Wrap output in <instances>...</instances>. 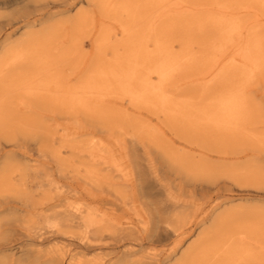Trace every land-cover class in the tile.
Here are the masks:
<instances>
[{
    "label": "bare ground",
    "instance_id": "6f19581e",
    "mask_svg": "<svg viewBox=\"0 0 264 264\" xmlns=\"http://www.w3.org/2000/svg\"><path fill=\"white\" fill-rule=\"evenodd\" d=\"M27 8L0 12V187L20 137L47 163L0 197V264H264V0Z\"/></svg>",
    "mask_w": 264,
    "mask_h": 264
},
{
    "label": "rangeland",
    "instance_id": "374dc122",
    "mask_svg": "<svg viewBox=\"0 0 264 264\" xmlns=\"http://www.w3.org/2000/svg\"><path fill=\"white\" fill-rule=\"evenodd\" d=\"M28 3L29 0H0V12L15 16L26 11L28 9ZM81 7L86 8L84 5ZM77 11L78 8H75L67 15L72 16ZM60 29H64L62 32H66L65 26H62ZM94 32L95 31L93 30V33ZM91 37L89 39H83L81 46L78 48L80 54L84 55V53H87L88 56L92 51L93 45ZM15 99L16 97L11 98L13 102L16 101ZM31 138L32 137L30 136H25L23 138L20 137L21 143L18 147H6V150H8L6 151L4 158L6 162L4 172L5 179L2 181V186L0 187V197H5L9 200L12 198L19 199V197H32L31 199L36 198L35 190L37 189V184L40 182L42 177V171L40 170V167L42 164L47 162L39 155V151L37 149V147H40L39 140H32ZM12 150H15L16 155H12ZM1 175H3V172ZM251 192L255 193L257 191L254 192L251 190ZM262 202L264 201L252 196H250L248 199V205H264ZM12 246L13 252L19 254V249L16 247L17 243H14Z\"/></svg>",
    "mask_w": 264,
    "mask_h": 264
}]
</instances>
